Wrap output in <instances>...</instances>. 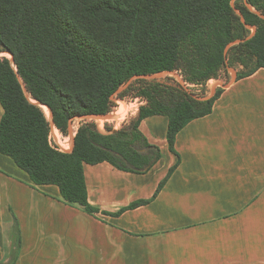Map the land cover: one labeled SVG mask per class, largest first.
<instances>
[{"label":"trees","instance_id":"obj_1","mask_svg":"<svg viewBox=\"0 0 264 264\" xmlns=\"http://www.w3.org/2000/svg\"><path fill=\"white\" fill-rule=\"evenodd\" d=\"M0 53L12 54L0 55V153L33 184L57 185L62 202L95 216L83 164L107 161L125 171H148L162 154L140 133V121L167 116L168 149L176 153L177 132L210 113L223 88L198 100L175 83L164 86L175 95L165 101L151 93L152 82L137 80L147 102L119 129L74 117L109 112L111 96L136 75L177 71L188 87L204 90L228 66L237 70L236 79L264 68V0H0ZM70 125V149L52 145V127L68 136ZM14 224L16 242L6 264L16 258L15 218Z\"/></svg>","mask_w":264,"mask_h":264},{"label":"crops","instance_id":"obj_2","mask_svg":"<svg viewBox=\"0 0 264 264\" xmlns=\"http://www.w3.org/2000/svg\"><path fill=\"white\" fill-rule=\"evenodd\" d=\"M167 126L159 114L139 123L162 154L144 173L83 164L95 216L62 202L57 185L33 184L0 153V263L12 259L15 218L13 264H264V68L188 121L176 153ZM139 200L147 202L112 214Z\"/></svg>","mask_w":264,"mask_h":264},{"label":"rangeland","instance_id":"obj_3","mask_svg":"<svg viewBox=\"0 0 264 264\" xmlns=\"http://www.w3.org/2000/svg\"><path fill=\"white\" fill-rule=\"evenodd\" d=\"M0 55H6L10 57L7 53H0ZM236 76L237 70L232 68L231 66H228L227 73H222L219 78L210 79L206 83L204 90H202L200 86L189 85L188 87V84L185 83L182 75L177 71L156 73L148 77H134L130 79L127 84L124 83L122 86H124L125 84L126 86L122 89L117 90V92L112 96L113 106L111 107L110 111L105 114V116L88 119L94 120L97 126L104 130L105 125L111 126L112 129H119L122 124H125L130 119L135 118L137 115V112H135L136 107H138L140 103L144 104L147 102L146 98L140 96L138 93V89L140 86L137 80H147V82H152L151 85H148L151 93L154 96L165 101L168 97H174L175 95L170 89L164 88V86L173 87L177 85L184 89L191 98L205 100L207 97L212 96L215 93L217 87H221L220 84H227L232 80V77ZM175 83H177V85ZM116 112H118V114L116 115L117 117L111 119L112 115H114ZM72 132V125H70L69 136L71 141L74 136Z\"/></svg>","mask_w":264,"mask_h":264},{"label":"water","instance_id":"obj_4","mask_svg":"<svg viewBox=\"0 0 264 264\" xmlns=\"http://www.w3.org/2000/svg\"><path fill=\"white\" fill-rule=\"evenodd\" d=\"M243 20V19H242ZM252 28V30H254V28L253 27H251ZM237 41H233V42H231V43H229L226 47H225V50H224V52H225V54H226V51H227V49L233 44V43H236ZM9 54V56H10V58L12 59V54L11 53H8ZM12 62H13V60H12ZM164 72H167V71H164ZM164 72H159V73H164ZM148 76H151V74H145V75H136V76H133V77H131L130 79H132V78H134V77H148ZM129 79V80H130ZM128 80V81H129ZM236 80V77H232V80L229 82V83H227V84H220V86L222 87V88H226V87H228L233 81H235ZM127 81V82H128ZM127 82H126V84H127ZM126 84L124 85V86H122V87H120V88H118L117 90H119V89H122V88H124L125 86H126ZM117 90H116V92H117ZM115 92V93H116ZM114 93V94H115ZM113 94V95H114ZM112 95V96H113ZM112 96H111V99H112ZM211 96H209V97H207L206 99H209ZM41 106H45L47 109H48V111H49V116H51V114H50V110H49V108L46 106V105H43V104H40ZM99 116H105V114H92V115H76L74 118H77V119H88V118H95V117H99ZM106 118V117H105ZM116 130V129H115ZM146 149L147 148H140V149H137L138 151H140V152H144V151H146Z\"/></svg>","mask_w":264,"mask_h":264},{"label":"built area","instance_id":"obj_5","mask_svg":"<svg viewBox=\"0 0 264 264\" xmlns=\"http://www.w3.org/2000/svg\"><path fill=\"white\" fill-rule=\"evenodd\" d=\"M77 124L74 126V130L76 129ZM50 143L54 146H57L63 150H69L71 139L70 136H64L61 134L58 130H56L54 127H52V133L49 136ZM65 143V144H62Z\"/></svg>","mask_w":264,"mask_h":264}]
</instances>
